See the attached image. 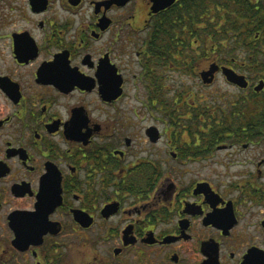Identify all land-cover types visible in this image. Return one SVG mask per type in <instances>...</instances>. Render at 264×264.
<instances>
[{
	"label": "flooded vegetation",
	"instance_id": "obj_1",
	"mask_svg": "<svg viewBox=\"0 0 264 264\" xmlns=\"http://www.w3.org/2000/svg\"><path fill=\"white\" fill-rule=\"evenodd\" d=\"M232 3L0 0V264H264V70L217 60Z\"/></svg>",
	"mask_w": 264,
	"mask_h": 264
},
{
	"label": "trees",
	"instance_id": "obj_2",
	"mask_svg": "<svg viewBox=\"0 0 264 264\" xmlns=\"http://www.w3.org/2000/svg\"><path fill=\"white\" fill-rule=\"evenodd\" d=\"M254 10V4L249 0H233L231 14L228 15L224 26L221 27L222 29L217 27L215 33L217 60L224 61L225 58L229 57L238 59L237 51L243 45H247L245 59L251 61L254 68L259 66L258 53L251 46L252 42L258 41L256 33L260 27L258 15ZM243 28H246L247 31L245 35ZM259 35L264 39V32ZM263 70L264 68H262Z\"/></svg>",
	"mask_w": 264,
	"mask_h": 264
},
{
	"label": "rangeland",
	"instance_id": "obj_3",
	"mask_svg": "<svg viewBox=\"0 0 264 264\" xmlns=\"http://www.w3.org/2000/svg\"><path fill=\"white\" fill-rule=\"evenodd\" d=\"M261 39L258 41L259 44H262L263 41L261 42ZM246 48L247 47H240V49L237 51V57L238 59H241L243 60L245 58V55H246ZM244 57V58H243ZM264 59V58H262ZM258 60V59H257ZM259 68V71H257V68H252V66H247L245 68V70L247 71V73L249 75H253V76H257L258 75V72H260V75H262V67L261 66H258ZM215 87H216V90H214V92H216V105L218 106H221L223 105V108H218L217 109V112H216V116H217V120H223V115H222V110L224 109L225 107V101H226V94H225V91L226 89L230 91V88L227 87L224 79L222 76H219L218 80L216 81V84H215ZM231 100H236V97L238 95V91L234 90V89H231ZM218 94H220L218 96ZM243 103V102H242ZM248 106V104H247ZM247 109H251L250 107H247Z\"/></svg>",
	"mask_w": 264,
	"mask_h": 264
},
{
	"label": "water",
	"instance_id": "obj_4",
	"mask_svg": "<svg viewBox=\"0 0 264 264\" xmlns=\"http://www.w3.org/2000/svg\"><path fill=\"white\" fill-rule=\"evenodd\" d=\"M217 67L218 66L214 67V69H217ZM222 71H223L224 75L227 77V79H229L230 81H232V82H234L240 86H246L247 85V81L245 80V77L243 75H239V74L235 73L232 69H229L227 67H222ZM202 76H204V74ZM211 80H212V78L209 79L208 81H211ZM262 87H263V82L261 81L255 87V90H259Z\"/></svg>",
	"mask_w": 264,
	"mask_h": 264
}]
</instances>
